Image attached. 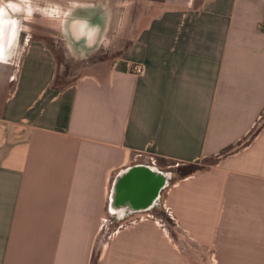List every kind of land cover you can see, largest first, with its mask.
I'll list each match as a JSON object with an SVG mask.
<instances>
[{
    "label": "crops",
    "instance_id": "crops-1",
    "mask_svg": "<svg viewBox=\"0 0 264 264\" xmlns=\"http://www.w3.org/2000/svg\"><path fill=\"white\" fill-rule=\"evenodd\" d=\"M58 49L104 67L56 89ZM263 118L264 0H0V264H264ZM205 161L110 218L123 171Z\"/></svg>",
    "mask_w": 264,
    "mask_h": 264
},
{
    "label": "water",
    "instance_id": "water-1",
    "mask_svg": "<svg viewBox=\"0 0 264 264\" xmlns=\"http://www.w3.org/2000/svg\"><path fill=\"white\" fill-rule=\"evenodd\" d=\"M176 175L156 167L138 165L123 171L116 179L109 204V213L125 219L157 206L162 191Z\"/></svg>",
    "mask_w": 264,
    "mask_h": 264
},
{
    "label": "rangeland",
    "instance_id": "rangeland-1",
    "mask_svg": "<svg viewBox=\"0 0 264 264\" xmlns=\"http://www.w3.org/2000/svg\"><path fill=\"white\" fill-rule=\"evenodd\" d=\"M57 53L61 54L63 52H61V50L58 49ZM104 58H105V56L100 55L99 57L92 59L88 64H84L82 66L71 64L65 58H64V60L62 59V62H59V74H58L57 80H56L58 83V86L62 87V86H66V85H69V84L75 82L79 78V76H81L85 72H87V73L88 72L100 73L99 72L100 69H103V67H104L101 65V63L104 61ZM206 164H209V163L205 161V162L199 163L198 165L204 166ZM169 169L171 172L173 171L172 173H174L176 175V172H174V171H177L178 165L173 163ZM178 177L179 176L176 175V179ZM109 216H110V218H112L111 214H109ZM114 228H115V226L110 225L108 230H107V233L113 232Z\"/></svg>",
    "mask_w": 264,
    "mask_h": 264
},
{
    "label": "trees",
    "instance_id": "trees-1",
    "mask_svg": "<svg viewBox=\"0 0 264 264\" xmlns=\"http://www.w3.org/2000/svg\"><path fill=\"white\" fill-rule=\"evenodd\" d=\"M57 57L59 59V62H62V59L64 60V57H63L62 54L57 53ZM56 80H57V78H56ZM56 80H55V83L53 85L56 89H62V88L67 86V85L66 86H62V87L58 86V83H57ZM257 132L258 131L253 133L252 136L257 134ZM228 152H230V150ZM227 153H225L224 155H226ZM207 166L208 165L199 166L198 164H184V165L181 164V165H178L177 171H174V172H176V175L179 176L177 179H185V178H187L189 176H192L193 174H195L197 172H200V171L204 170L205 168H207ZM169 171H170V169H169ZM154 213H155V215L157 217L163 218L164 220H167V221L170 222V219L166 216V214L163 211L158 210V209H154Z\"/></svg>",
    "mask_w": 264,
    "mask_h": 264
},
{
    "label": "built area",
    "instance_id": "built-area-1",
    "mask_svg": "<svg viewBox=\"0 0 264 264\" xmlns=\"http://www.w3.org/2000/svg\"><path fill=\"white\" fill-rule=\"evenodd\" d=\"M130 69L132 73L139 76H144L147 72V68L144 65L133 64L130 66Z\"/></svg>",
    "mask_w": 264,
    "mask_h": 264
}]
</instances>
